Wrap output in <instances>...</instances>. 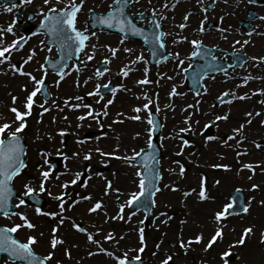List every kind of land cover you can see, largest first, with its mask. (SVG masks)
<instances>
[{
    "label": "snow or ice",
    "instance_id": "1",
    "mask_svg": "<svg viewBox=\"0 0 264 264\" xmlns=\"http://www.w3.org/2000/svg\"><path fill=\"white\" fill-rule=\"evenodd\" d=\"M8 2L9 0H5L3 10L11 13L16 7V4L13 3L9 7L7 6ZM222 2L227 5L229 0H222ZM260 2L261 0H247L249 5ZM33 3L34 0H22L23 5H31ZM139 3L140 0H111L107 4L106 11L99 13L89 8L91 27H89V21L87 20L83 27H78V14L81 13L85 5V0H42L38 13H36L41 17L39 25L30 35H17L18 29L14 27L16 21L9 23L7 27H0V74L26 77L31 84V88H29L28 83L21 84L20 88L24 93V97L20 101L19 107L17 106L19 98L16 95L11 96V107L8 109L13 114L11 119L4 117L0 113V217L10 222L9 224H0V253L5 254L4 256H0L2 264H63V261L54 259L58 248H63L64 256L71 259V248L78 247V245L72 244L71 247H64L67 241L66 237L60 233V229L65 225L66 221L70 223L72 229L78 233L85 234L87 241L96 246L95 252L91 249L87 250L89 257L97 253H103L110 257L115 264H143L141 254L144 253L147 245L142 227L136 230L139 233V246L117 255L116 252L105 248L102 241L94 238L93 233L86 227L82 226L81 223H77L72 217L65 215V213L66 211H71L81 202L93 201L94 198L91 193L82 194L80 191H76V189H87L90 186L89 181L93 178V175L104 180L102 189L104 196L109 195L111 192L117 193L118 211L115 215L108 217L103 200L95 199L87 208L88 213L103 211L106 217L105 222H107V219L125 220L124 210L126 207L137 210L143 208L145 211H150L156 206L155 197L157 193L162 191L160 181L163 179V174L161 171L159 152L164 147L163 142L166 140L177 142V150L174 153L176 157L189 159L194 153L186 152L185 149L191 147L194 141H191L187 137L189 135H202L205 146L215 141L221 146L234 151L237 161V175L247 170L250 173L247 179L252 181L257 169L264 174V161L245 162L241 159L249 155L248 149L245 147V142L248 141L246 129L253 123L256 117L264 116V111L256 109L245 111L243 113V122L232 127L230 132L207 135L206 133L210 128L215 127L219 129L220 122H225L230 119L231 109L223 113H217L213 111L217 106L216 104L210 105L207 111H201L200 107L203 96L208 93V87L202 83L204 79L215 80L216 76L213 73L222 74L225 82L236 79L237 75L230 74L231 69L245 67L246 61L248 60L252 62L251 66L253 68L259 69L260 67H264V55L247 57L241 53L240 49L248 45L251 42L250 39L243 41L237 39L231 42L233 62L227 63L226 60L221 61L213 54L215 45L209 47L204 44L202 38H190L188 35L183 34L184 30L189 27L188 22L194 14L193 11L189 10L185 12L182 18L183 22L174 25L179 31L173 32L164 29L163 21L169 19L168 12L174 10L180 3V0H160L157 4H153V0H147V4L151 6L150 8H147L145 11L133 12V5ZM216 3L217 0H210L205 5L204 0H195V4L199 7L200 12L204 13L199 26L193 30L198 36L205 33L206 22L208 21L207 13L210 10H215ZM36 14L30 15L29 20H32ZM227 15L229 13L218 17L219 24L217 25V31L223 40H228V35L232 32V26L230 24L224 25ZM137 17L141 22L146 21L147 25L144 26L142 23L138 26L135 22ZM256 18L264 21V16H258ZM104 29L116 30L121 35L118 41L119 46H112L107 43H92L93 38L97 41L99 40L97 31H103ZM255 31L256 29L253 27L247 33L248 37H251ZM8 35L12 37L10 41L7 39ZM40 35L46 38L38 41L39 46L28 47L25 50V46L28 45L31 37ZM130 35L143 39L144 44L148 46L151 60L143 51L137 53L134 48L124 46ZM169 39L173 46H179L182 43L189 44L192 48L189 55L182 57L180 51H169ZM50 45L56 47L58 56L51 55L53 53V47ZM237 45L240 46L239 49H237ZM120 46H123V53L128 57L127 62L123 63L116 73L122 78V82L115 86L112 85L111 80L106 83H101V78H104L106 74L111 72L109 65L118 57V53L121 51ZM100 49H104L108 55L103 57L99 62V66H94L95 70L91 75H88L81 81L80 73L88 67V62L95 59ZM22 52L23 55L20 56V59L15 60L14 57ZM39 52H46L48 54L43 57L42 62L37 60ZM81 54L83 55V59H81ZM224 56L227 57L228 53L225 52ZM196 57L204 60V63L199 65L191 74L194 95L200 99H196L194 103L181 107L182 119L166 135L159 136L160 143L157 145L155 137L157 136L158 130L163 129L165 125L158 118L162 111L159 103V93L152 92L150 94L146 90V86L153 84L159 86L161 80L172 81L177 76L188 78L186 74L193 67L190 61ZM74 58L75 62L69 65V61H73ZM152 61H156V63L174 61L175 69L179 71L174 70L173 75L158 72L156 73L157 79L153 80L149 75V64ZM186 61H189V63L185 67ZM32 62L37 63L38 67L27 70L25 66ZM141 64L143 65L142 78L137 79L135 84L142 91L139 95L134 94V96L135 99L144 102L131 109L132 113H134L133 115H127L120 111L116 112L115 116L111 117V123L106 125L104 120L105 118H110L109 108L114 103L117 93L120 91H132L123 82V79L129 77L130 73L134 71H141V69L135 67ZM73 72L76 73V79L74 81L76 88L85 87L90 82L96 81L94 87L83 95L76 94L52 99L50 86L46 82L49 79L50 73L57 77L52 82V85L59 88L61 81H64ZM238 78L240 83L236 84L234 89L224 90L215 98L218 104L230 105L236 100H251L253 96H257L260 97L257 103L264 107V87L256 88L242 94H238L237 92L238 89L247 86L250 81L258 80L264 82V76H254L246 73ZM178 86L177 83L171 85L170 90L167 92L169 102L164 104L163 110L175 111L176 105L172 98L183 97L185 95L184 92L178 91ZM85 97H94V103H85ZM34 108L38 110L35 117L33 116ZM65 109L74 113L79 112L81 109L84 111L79 112L75 116V130L71 134L75 136L74 144L77 147L70 154L64 151L66 145L63 141V138L69 134L68 129H57L56 134L61 137V141L60 147L56 148L55 151L65 162L64 171L57 174L55 172V163L48 159L50 153L46 149H41L39 154L43 158V163L37 166V175L26 179L22 185V190L16 189L14 181L18 177L23 178L22 174L26 175L25 170L28 168V148L25 144V132L30 126L29 118L36 119L37 125H40L43 123L44 114L50 113L53 110L57 113H65ZM142 112L147 114L146 117L140 115ZM197 115L208 118L202 126H200L201 121L199 119H194ZM61 118L65 121L69 120L67 114H64ZM125 119L146 122L148 127L145 129L147 133L145 147H140L138 150L135 147L125 149L123 155H118L120 149L119 144L116 145L113 151H105L99 143L91 147H85L89 140L92 139L89 136L81 137L79 135V130L85 126V121H95L101 131L94 139L99 142L108 136V132L104 131L105 128L112 129L113 124H123ZM56 121L57 117L53 116L52 124H55ZM71 123L69 121L70 126ZM259 123L261 126H264V119H261ZM45 136L49 141L55 139L51 131L47 132ZM45 136L39 135V129H37L36 139L43 140ZM140 136L141 133L136 132L133 139ZM251 144L258 150L264 149V143L256 139L251 140ZM218 156L220 160L225 158L221 154H218ZM95 157H99V163L102 165H107L109 163L108 158L113 157L124 161L129 167L135 169L133 184L137 190L125 193L120 188H114L112 180L104 177L101 172L94 171L92 161ZM71 162H77L82 167L73 171ZM189 162L191 161L189 160ZM172 164L176 168L170 167L167 170L169 174L178 175L183 178L186 173V168L182 160L173 159ZM209 167L223 169L227 172L233 170V166L226 163H212ZM65 176L68 178L62 179ZM206 180L207 178L202 174L199 177V189L192 188L183 191V197H188L196 193L199 201L214 200L215 198L208 194ZM215 183L218 185L220 181L217 180ZM163 188L171 191H180L179 185L164 184ZM260 188L261 185L257 183L250 185V190L252 191L259 190ZM53 189H59V191L54 192ZM242 193L243 190L241 188H236L234 193L231 194L229 202L214 212L210 219L215 226L208 237H205L203 232H200L185 240L182 238L181 233V237L177 240L179 248L184 250L186 254L193 244L203 242V251L207 253L214 244L223 242V229L226 226L223 221L233 214L243 215L248 214L250 211L251 201L254 197L245 198ZM41 194L55 201L58 210H42V208L29 203V201H37V198ZM122 195L128 196V199L124 202H120V196ZM259 203L264 205V200H261ZM29 207L33 208L36 215L49 217L54 221L45 242L46 247L49 249L46 254H41L36 251V247L40 245L44 238V232L41 231L38 234H34L31 230L36 229V224L29 218L26 210H21L22 208L27 209ZM165 207H168V205H165ZM237 207L239 208L238 213L235 212V208ZM134 214V212H130L126 222L130 221ZM13 217L17 218L20 222H16ZM159 217L166 218L161 220L163 224H167L172 219L166 211L160 212ZM140 223L143 224L144 221L141 220ZM183 223H186V221H181V224ZM21 229L30 230L24 239H21L17 234ZM254 230L255 225L252 224L242 229L239 238L230 242L227 248L220 253L221 264H230V260L234 257L232 249L236 246L245 245L246 240L254 234ZM100 231V228L96 229L97 234ZM122 239H124V236H120L117 239L113 232H108L103 237L104 241H112L117 246L119 245V240ZM161 243L155 245L157 250L161 248ZM260 243L264 245V231L260 233ZM130 251L136 254L129 256ZM156 254V252L152 253L153 256ZM170 262L175 264L173 254L168 253L163 256L160 264H170ZM204 264H207V262L205 261Z\"/></svg>",
    "mask_w": 264,
    "mask_h": 264
},
{
    "label": "rangeland",
    "instance_id": "2",
    "mask_svg": "<svg viewBox=\"0 0 264 264\" xmlns=\"http://www.w3.org/2000/svg\"><path fill=\"white\" fill-rule=\"evenodd\" d=\"M110 2H111V0H85V5H84L81 13L78 15V18L85 16V20H87L88 13H89L88 12L89 8L94 9L95 12H98V13L99 12H104V11H106L107 4L110 3ZM204 2H205V5H207L210 2V0H204ZM141 3L143 5H148L147 4V0H143V2H141ZM41 4H42V0H34L33 6H35V8H36L35 11H33V12L28 11V10L27 11L26 10L20 11V10H18V6H22L23 4H22V0H19V3L16 5V7L13 9V12H11V13L5 12L3 10L4 4H0V27H7L9 23H11L13 21H16V17L15 16H16V13L19 12V14L21 16V19H22V22H21V24H19L16 21V24L14 25V27L16 29H18L17 35H21V32L26 31L30 27H33V26L39 24V21H40L41 17L38 14H36V13H38V9L41 6ZM219 4L225 5L224 3H219L218 0H217V3L215 5V10L214 11L210 10L207 13L208 21L206 22V31L209 34L207 37H210V38H213V39L218 38V40H221L220 34L217 31V25L219 24L218 17L220 15H224L225 13H229V15H227L225 17L224 25L226 26V25L230 24L232 26V32L228 35L230 43L233 40H237V39L241 40V41H243L245 39H250L251 42L248 45L244 46V47H247V50H244V48L240 49L241 53L245 54L247 57H251L253 55H256V56L264 55V24L259 28L258 32L257 33H253V35L251 37H248V35H247V33L254 27V23L257 22L256 21L257 20L256 17L264 16V12L259 10V6L261 4L264 5V0H261L260 3L254 4V5H249L247 3V0H246V3H245L244 0H229V3H228L229 7H226V6L224 7L222 5L223 7H219V9H218V5ZM7 6L11 7L10 5H7ZM150 7L151 6H149L148 8H150ZM179 8H177V10H179ZM145 10L146 9H140V8L136 7V10L133 11V12H140V11H145ZM249 10L253 11V13L255 15V19L249 23V26L251 27V29L246 30V29L242 28V23L245 22V20L247 19V12ZM175 11H174V13H175ZM187 11H189V10L184 9V10H182V12L180 14L176 11L177 15L175 14V18L172 20V23L174 25H176V24H179V23L183 22V19H182L183 15ZM33 14H36V15L34 16V18L30 22L29 16L33 15ZM199 18L200 17L196 18L195 20L190 18V20L188 22L189 25H191V23H193V24H195L198 27V25L200 23L199 20H202V18H200V19ZM142 23H144V22H142ZM166 25L167 24L164 25V29L166 31H173V32L179 31L175 27H172V30H171V28L168 29L166 27ZM78 27H82V26L78 25ZM211 31H213V33ZM102 35H105V36H103V38L99 37L98 41L95 38H93L92 39V43H99V41H100L101 43H99V44L107 43V44H110L112 46H119L118 45V41L120 40L121 37H119V36H110V35H107V34H102ZM33 38H37V39L41 38L42 39V36H33V37H31V39H33ZM190 38H193V37H190ZM7 39L10 41L12 39L11 35H8ZM128 42L129 41L126 40L124 46L134 48L137 53L143 51L144 54L146 55L147 52H146V50H145V48H144L142 43H140V42H129L131 44H127ZM203 42H204L205 45H207L209 47H212L213 45L216 46L214 49H216L217 52H219L218 55H216L218 57V59L226 60V62H228V63H232L233 62L232 46L226 48V46L223 45L224 47H221L218 43H215L213 40H208V41H203ZM169 45L173 46L171 44L170 39H169L168 46ZM32 46L33 47L39 46L38 45V41H37V43L32 44ZM120 47H121V51L118 53V57L116 59H114L112 61V63L109 65V67L111 69V72L106 74L104 78H101V80H100L101 83H105V82H108L109 80H111L112 83L115 86V85H118V84H120L122 82V78L120 76H118L116 73L118 72L119 67H121L123 63L127 62L128 57H127L126 54L123 53V50H122L123 46H120ZM236 47H237V49L240 48L239 45H237ZM168 50H169V48H168ZM174 50L175 51H180L181 56L183 57V56L189 55V53L192 50V48H191V46L189 44L182 43L179 46H173V48H171L169 51H174ZM104 51L105 50L102 49L101 52L97 53V55H96V57H95V59L93 61L88 62V67L86 69H84L80 73L81 81L83 79H85L88 75H91L94 72V70H95L94 66H98L99 62L103 59V57L105 55H108V53L106 51H105V53H103ZM225 52L228 53L227 57L224 56ZM21 55H23V52L20 53V54H17L14 57V59L15 60L20 59ZM39 57L40 56H38L37 60L42 62L43 59L40 60ZM81 59H83V58H81ZM167 63H170V62L168 61L166 63H160V64H158L156 66H149V69L152 70V69L162 68V66H164ZM173 63H174V61H173ZM188 63H189V61H186L185 67L187 66ZM251 65H252V62L250 60H248V61H246L245 67H243V68L235 67L234 69L230 70V73L232 71L233 72H238V73H240L239 76H243L246 73L253 74V72L255 71V75L254 76H264V70H261L260 72H258L257 69L253 68ZM25 67L28 70V65H26ZM35 67H38L37 63L35 64ZM135 67H137L139 69L141 67V71H134V72L130 73L129 77L123 79V82L129 88H131L132 91L131 92L120 91V92L117 93L116 98L114 100V103L109 108L110 118H105V120H104V123L106 125L111 123V117H114L116 112L120 111V112L126 113L127 115H133L134 113H132L131 109L133 107H135V106H137L139 104H142L144 102L142 100L135 99V96H134V94L139 95L140 92L142 91V89L140 87L136 86L135 81L137 79L142 78L143 65L142 64L141 65H136ZM173 67L175 68V63L173 65ZM29 70H32V69H29ZM175 70L179 71L178 69H175ZM258 70H260V68ZM157 72H159V71H157ZM149 75H150V72H149ZM215 76H216L215 80L208 79L205 82V85L208 86L210 84L211 88L210 89L208 88V93L206 95H204L203 98H202V103L200 105L201 111H207L209 109L210 105L215 104L214 103L215 102V98L222 91L227 90V89H234L235 85L240 83L239 78H236V79H233V80H228L227 82H225V79H224L222 74H218V75H215ZM16 77L17 78H21L20 76H16ZM52 77L53 78L50 81L51 83L46 81L48 83V85L50 86V90L52 92V99H57V97H66L69 94L70 95H76V94L83 95L85 92L90 91L92 89V87H94V84L96 82V81H92L87 86L78 89V88L75 87V84H74V81L76 79V73L73 72L70 76L66 77L64 81H61L59 88H56V87H54L52 85V82L55 79H57V77L54 74L52 75ZM150 78L154 80V78H152L151 75H150ZM25 79H26L27 83L29 84V88H31L30 82H28L26 77H25ZM177 80H178V83L182 87V92H184L185 95L183 97H174L173 98L174 99L173 102L176 105L175 111L163 110L164 109V104H161V102L159 101L160 107L162 109L161 113L159 114V118H160L161 121H163V123L165 125V127L162 129V133L160 134V136L161 135H166L165 134V130L168 127L171 130L182 119L183 114L180 111L182 106H184L186 104L194 103V101L196 99H200L199 97H196L193 93H191V92H189L187 90L183 76H177ZM261 83H264V82L258 81V80L250 81L247 86L238 89L237 92H238V94H242L244 92H248L250 90H254L256 88H259V84H261ZM66 85H68L67 86L68 88L72 87L71 88L72 89L71 92H69V91H67L66 93L62 92V88L66 87ZM153 86H154V84L146 86V90H150L151 91ZM129 94H131V95H129ZM23 97H24V93L22 92V95H21V98H20L21 101L23 100ZM253 97H257V96H253ZM253 97H252L251 100H244V101L236 100L230 105L229 104H224V105H221V106H216L213 109V111H215L217 113H223V112L227 111L228 109H231V115H230V119L228 121L220 122L219 129H217L215 127L210 128L209 129V131H210L209 135H216L218 133L219 134L228 133V132H230V129L232 127H235L239 123L243 122V119H244L243 113L245 111H251V110L254 109V107H251V104H250L251 101L254 102V100H255ZM94 100H95L94 97H85V101L84 102L85 103H94ZM256 105H257L256 108H255L256 110L260 109V111H264V107H262L260 104H258L257 100H256ZM94 106L98 107L96 105H94ZM37 111L38 110L34 108V111H33V116L34 117L37 115ZM69 111L70 110L65 109V113H57L55 110H53L50 113H46V114H44V117H43V123L40 124V125H37L36 119L29 118L30 126L25 132V142H26V145H27V148H28V155H27L28 168L25 170L26 175L22 174L23 178L18 177L14 181V186H15L16 189L22 190V185H23L24 181L26 179H30V178H32V177L37 175L36 168H37L38 165L43 163V158L39 154L41 149H46L50 153L48 158L54 157L57 160H60L62 162L61 168L56 172L57 174L64 171V163L65 162L62 160V158L55 151L56 148L60 147V141H61V137L58 134H56L57 133V129H59V128L68 129L69 134L66 135L63 138V141H64V144L66 145V147L64 148V151L70 154L71 151L75 150L76 147H77L74 144L75 136L71 134L75 130V123H76L75 115L77 113H79L80 111L82 112L84 110L81 109V110H79V112H76V113L71 111V115L69 114ZM64 114L68 115V118H69L68 121H65V120H63L61 118ZM140 115L142 117H146L147 114L142 112V113H140ZM53 116L57 117V121H56L55 124H52V122H51ZM165 117L166 118H171V119L174 118V119L171 121V123L168 124V123H166ZM194 119H199L201 121V125L200 126H202L203 123L208 118L207 117H203L201 115H197V116L194 117ZM261 119H264V117L263 116L262 117H256L254 120H256L257 122L254 123V120H253V123L250 126H248V128L246 129V135L248 136V141L245 142V147H248L247 144H249V148H253V149L258 151V149L254 148L252 146L251 140L256 139L254 137V135L257 133L256 131H258L256 128L260 129L261 136L264 137V126H261V124L259 123V121ZM69 121L72 122L71 126L69 125ZM126 121H129V123H132L133 125H135V128L132 129L130 126H126ZM84 123H85V126L82 129L79 130V135L81 137L89 136V137L92 138V139L89 140L88 144L85 145V147H91L94 144L99 143V145L105 151H113V150H115L116 145L119 144L120 145V149H119L118 155H123L124 152H125V149H131V148L135 147L138 150L140 147H145L146 146L147 133H146L145 129L148 127V125L144 121H132V120L125 119V122L123 124H113L112 125V129H108V128L104 129V131L108 132V136L106 138H103L99 142H97L94 139L97 135L100 134V131H101L97 127L95 121L87 120ZM89 125H91V126L89 127ZM37 129H39V135H41V136H45V134L47 132L51 131L53 133V135L55 136V139L52 140V141H49L46 138V136H45V138L43 140L36 139ZM136 132H140L141 133V137L142 138L139 139L140 140L139 144H136V142L133 139H132L133 142L125 140V137H126V135H128V133L134 135ZM187 138L190 139V140L191 139H195V140L196 139H198V140L200 139L199 141L203 142L202 146L204 148L206 147L208 150L206 148L205 149L207 151H209V153H214L216 155V158L208 160V156L207 155L206 156H200V153H197V154L194 153V155H192L189 159H185L183 157L182 158L178 157V158H181L182 162L185 164V167H187L186 164H189V163L192 164V162L197 167L198 166H202V165H204L206 163V161H208L206 163L208 169L211 168V167H209V165L212 164V163L231 164L233 166V170L231 172H227L225 170H222V173H228L229 177L232 176V175L234 177V179H228L230 181V182H228V180L224 181V180H222V177H218L217 173L210 174V173H205L204 171L200 170V172L195 175V177H194V179L192 181V186H189V188L188 187L187 188H183V191L190 190L192 188H196L198 190L199 189V177L203 174L207 178V180H206V188H207L208 193L210 192L209 188L211 186H213V187L217 186L218 190H220L221 193L224 196L221 197V198H216L213 201H210V200L199 201L198 198H197V194L193 193L191 196L186 197V198H189L188 199L189 201H193V203L196 202V203H199V204H202V205L205 202H209V204L213 205V208L210 209V212H212L214 214V212L216 210H219L224 204L229 202V197L235 191L236 188H238V187L241 188L243 190L244 197L245 198L248 197V191L250 190V184L252 182V181H249L247 179V177H248V175L250 173L247 170L242 172V174L244 175V181H245L244 184L245 185L240 184V182H238L235 179V177L237 176V173H236L237 161H236L235 153H234L233 150L229 149V153H232L233 155L229 154V153L226 154L228 149L223 147V146H221L219 143H217L215 141L210 142L207 146H205L204 138H203L202 135H198V136L189 135ZM256 140H258L259 142L262 141V140H259V139H256ZM157 141H158V144H159L160 143L159 137H158ZM170 141H173V140H166V141L163 142L164 143V147L161 149L162 156L160 158L161 170L164 168L163 161L165 159L164 157L166 156V152H165L166 146H168V147L170 146ZM173 142L174 143H173V147L172 148H173V151L175 153L176 150H177V148H176V143L177 142H175V141H173ZM31 143H34L35 147H39V144H40L41 148L40 149L39 148L35 149V151L32 152V151L29 150V146H30ZM261 143H263V142H261ZM249 148H247L248 151H249ZM185 151L193 153L194 152V148H186ZM218 154L223 155L225 158L223 160H220ZM230 158H232V160H234V163L229 161ZM108 159L111 160L110 161L111 164H109L108 173L105 174V175L103 174V176L108 178V179H110V180H112L113 181V185H114L115 178H114V175L111 173V170L114 168V164H117V163H115V162H117L116 160H118V162H123V163H124V161L116 159V158H113V157L112 158L110 157ZM241 159L244 160L245 162L250 161L248 156L242 157ZM189 160L191 162H189ZM259 161H262V160H259ZM75 164H76L75 162H71V167L73 168V171H74ZM126 166H127V169L130 170L131 174L134 177L135 169L129 167L125 163H124L123 169H125ZM187 171H188V168H186V172ZM164 177H165V175L163 174L162 181L164 180ZM67 178L68 177H66V176L62 177V179H67ZM123 179H124L123 186L122 185L121 186L123 188H126L125 189L126 193H130V192H133V191L137 190L135 185H134V187L130 188L129 189L130 191L127 192L128 188H127V185H126V176L125 175H123ZM134 179H135V177H134ZM179 179H181V177ZM217 180L220 181V184H218V185L215 183V181H217ZM162 181H161V183H162ZM103 182H104V180H103ZM103 182H100L99 186L95 187V190L97 191V192H95V195H94L95 199H99V198H102V197H108L109 195L110 196L112 195V192L109 193V195H107V196L101 195V194H103L102 193V189H103V186H104ZM253 182H254V177H253ZM161 183H160V186H161ZM53 191L54 192H58L59 189H53ZM41 196H43L46 199V202H47V205L42 210H48V211L58 210L56 208V202L55 201L51 200L46 195L41 194ZM159 197H160V193H157V195L155 197L156 206L154 207V210L152 212L151 217L147 221L144 220V215L141 214V213L134 214V215H132V218H131V220L137 221V223H136L138 225L137 229H139L141 227L144 229L146 245H148L149 236L152 233V230L155 227V222L157 221V218H158V215H157V212H156V208H157V202H158ZM95 199H93V202H94ZM127 199H128V196L126 195L124 201H126ZM184 199L185 198L181 197L180 198V202H182L184 204H187L188 202H185ZM204 205H206V204H204ZM21 210L22 211L26 210L28 212L29 218L33 221V223L36 224V229L31 230L34 234H38L41 231L45 232V230L49 232L51 226L54 223V221H52L51 218L45 217V216L36 215L34 210H33V208H31V207H29L27 209H23L22 208ZM86 210H87V205H86ZM76 211H77V205L71 211H66L65 215L72 217V219H74L77 223H81L82 226L86 227L90 232L93 233V235H95L94 238H96V236L100 235L99 236L100 239H103V234L105 235V234H107L109 232V231H106V233H104V231H103L102 235L99 234V233L97 234V232H96L97 228L95 226V223H93V220H92V223L88 224V222L86 220H83V218L81 216H79V214L78 215L76 214ZM100 212L101 211H98L97 213L92 214V215H96V214H98ZM108 213H109L108 217H111V215H112L111 210ZM202 214L204 216V212L203 211H202ZM124 215H125V219H127L128 215H129V211H127V208H125V210H124ZM244 215L245 214L236 215V217H229L228 216L223 221L225 225L232 224V226L237 229L236 232H235V238L234 239H238L239 238V236L241 234V231H242V229L244 227H247L250 224L253 225L252 221L246 220V219H242ZM13 219L16 220V222H20L15 217H13ZM141 220L144 221L143 224L140 223ZM66 223H67V228H68V230L71 233H74V234L78 233L74 229L71 228V225H70L69 222L66 221ZM0 224H9V222H6V223L5 222H1ZM263 224H262V226L264 227ZM214 226L210 227V226L207 225L202 230H200L198 233L203 232L204 236L208 237L211 234ZM262 226H260V228ZM123 229H124V231L126 233V230H125L126 227L125 226L123 227ZM262 230L263 229L258 231L257 234L255 235V237H256L255 239L258 242H259L258 238L260 237V233H261ZM29 231L30 230H28V229H21L17 234L20 236L21 239H24L25 235ZM61 232H62V230L60 229V233ZM195 234H197V233H190V235L188 237L190 238V237L194 236ZM121 236H124V235H121ZM137 236L139 238L138 231H137ZM252 236H254V234ZM82 238H83L82 239L83 243L88 246V250L91 249L92 251L95 252L96 246L90 244L87 241L86 235L83 234ZM125 238H126V234L124 236L123 247L120 249V251L117 253V255H120L123 252L128 251V249H127L128 247H127ZM250 239H251V237L246 240L245 245L237 246V248H236L237 253L234 255L233 259L230 260V264H236L238 261L241 260V257H243L242 250L245 249L247 246L250 247V245H251L250 244V241H251ZM45 242H41L40 245L36 247V251L37 252H39L41 254H46L47 253V251L49 249L46 247V243ZM138 246H139V241L136 244H134L133 247H131V249H135ZM193 246H197V247H200L202 249L204 247V243L202 242L200 244H195ZM64 247H67V246H64ZM104 247L110 249V247H107V246H104ZM135 254H136L135 252H131V251L129 252V256H132V255H135ZM151 254H152V250L150 252H147V250L145 249L144 253L141 254L142 255V259H143V264H150L152 262V260H154L153 259L154 257H151ZM62 256L65 257L64 256V252H63V248H58L56 250V254H55V258L54 259H58V260L63 261V259H61V258H63ZM88 258H91V257L88 256ZM162 258H163V256L157 257V260H155V261L156 262H160ZM176 261H178V260L174 259L175 264H191V262L187 261L186 259H184L183 261H180V260L178 262H176ZM0 264H2V261H0ZM170 264H172V262H170ZM214 264H221V260H217L216 262H214ZM242 264H246V263L243 262ZM250 264H253V263H250Z\"/></svg>",
    "mask_w": 264,
    "mask_h": 264
},
{
    "label": "bare ground",
    "instance_id": "3",
    "mask_svg": "<svg viewBox=\"0 0 264 264\" xmlns=\"http://www.w3.org/2000/svg\"><path fill=\"white\" fill-rule=\"evenodd\" d=\"M156 3L158 2V0H155ZM222 0H218L219 3H223L221 2ZM160 2V0H159ZM183 1L180 0V3L178 4V6L176 7H182L181 10L177 11L179 12V14L182 12V10L185 9V7H190V10L194 12V15L191 16L193 20L196 19L197 16H200L202 14H200L197 6H193L192 2L186 1V4L183 5ZM223 4H219L218 5V9L219 7H229V5H223ZM136 7H140L139 4H136L133 6V10H136ZM147 7V6H146ZM21 11L23 10H28V11H35L36 8L35 6H33V4L31 5H23L19 8ZM142 9H145V6L142 7ZM204 16V15H203ZM84 19L81 18L80 22L78 21V24H81V21H83ZM168 24L166 25V27L169 29L174 26L172 23H169L170 21H167ZM255 29L256 31H258V29L263 25V22L258 21L255 24ZM166 28V29H167ZM194 28V24L191 23V25H189V27L183 32L184 35H188V36H198V34L193 31ZM213 33V32H212ZM209 34L206 35H200L199 38H202L203 41H208V40H213L215 43H218L221 47L226 46L230 47L231 43L228 37V40H218V38L213 39L210 37H207ZM101 38V37H100ZM40 39L37 38H33L29 40L28 45H26L25 49H27L28 47H33L32 44L37 43V41H39ZM224 45V46H223ZM37 47V46H35ZM169 50L171 48H173V46H168ZM244 50H247V47H244ZM48 55L46 52H39L38 56L40 60H42V58ZM52 55V54H51ZM37 56V58H38ZM170 63L165 64L164 66H162V68H158V69H152L150 70V75L152 76V78L157 79L156 76V72L159 71L160 73H166L168 75H173L174 74V70L175 68L173 67L174 63L173 61H169ZM35 62H32L28 65V70L29 69H33L36 68L35 67ZM141 69V67H140ZM261 70H264V67H260V70L257 69L258 72H260ZM176 71V70H175ZM158 73V72H157ZM230 74L233 75H237V78L239 76L240 73L238 72H231ZM252 75H255V71L253 72ZM51 81V76L48 79V82ZM27 83L25 78H17L16 76H12L11 74L5 76L3 74H0V113L3 114L4 117H7L8 119L12 118V113H10L8 111V109L11 107V96L12 95H16L19 99L17 101V106H20V98L22 95V91H21V84H25ZM173 83H177L178 86V91H182V87L181 85L178 83L177 77L175 78V80L172 81H165V80H161V84L159 86L155 85L153 86L152 90H147L149 93L152 92H158L159 93V101L161 102V104H166L169 102L168 97H167V92L170 90V87ZM68 85H66V87L62 88V92L66 93L67 91H71L68 90ZM264 87V83L259 84V88ZM208 88L210 89V84L208 85ZM131 95V94H129ZM174 98V97H173ZM172 98V99H173ZM255 100L254 102L251 101V107H254V109L256 108V100H258L260 97H253ZM174 101V99H173ZM203 109V108H202ZM83 110V109H82ZM260 110V109H259ZM81 112V111H80ZM69 114L71 115V111H69ZM79 113H77L76 115H78ZM75 115V116H76ZM264 117V116H263ZM174 118H166V123H171V121ZM257 121L254 120V123H256ZM126 126H130L132 129L135 128V125H133L132 123H129V121H126ZM258 131H256L257 133L254 135V137L256 139H260L264 142V137L261 136V132L260 129L256 128ZM170 131L169 127L165 130V134H167ZM260 133V134H259ZM222 134V133H221ZM133 134H129L126 135L125 140L128 141H132L133 139ZM142 137H138L136 139H133L136 144H139L140 140ZM191 138V137H190ZM200 140V139H199ZM198 139H191V141H194V144L189 147V148H194V152L195 154L200 153V156H208V160L211 159H215L216 155L214 153H209V151H207L203 146V142L199 141ZM133 142V141H132ZM176 142V141H175ZM173 141H170V146H166V156L164 157V161H163V166L164 168L162 169V174L165 175L164 180L161 183V189L162 191L160 192V197L158 199L157 202V208H156V212L158 215L157 221L155 222V227L152 230V233L149 236L148 239V245L145 248L147 250V252H150L152 250L153 252H156L157 254L155 256H153L151 254V257H154L152 260V262L150 264H160V262H156L155 260H157V257L160 256H164L165 254L171 253L173 254V259L176 260H180L183 261L184 259H186L187 261H190L191 264H204V262L206 261L207 264H214V262H216L217 260H220V253L225 250L228 246V244L232 241H235L237 239L235 238V232H236V228L232 226V224H227L224 229H223V235H224V239L223 242H218L216 244L213 245V247L211 249H209V251L207 253H205L203 251V248L201 249L200 247L197 246H193L195 244L192 245V247L187 251V253L185 254L184 250L180 249L178 244H177V240L178 238L181 237V233H182V238L187 240L190 235V233H198L200 230H202L205 226H214L213 222L211 221V216L213 215L212 212H210V209L213 208L212 204H209V202H205L202 204L196 203L193 201H189V198L183 197L182 196V191L183 188H189V186H192V181L195 177V175L197 173L200 172V170L204 171L205 173H217L218 177H222V180H228V179H234L233 175L229 177L228 173H222L223 169H213V168H209L207 167V162L202 165V166H196L194 165V163L192 162V164H186L188 168V171L185 173L184 177L179 179L180 176L178 175H170L169 172L167 171L170 167L171 168H176L175 165L172 164V160L173 159H181L178 158L174 155V151H173ZM249 148V144H247ZM40 149L41 145L39 144V147H35L34 143H31L29 146V150L30 151H35V149ZM228 149V148H227ZM208 152V153H207ZM249 155L248 158L250 159V161H257L260 160L262 158V160H264V152H262V149L260 150H255L253 148H249ZM229 153V149L226 152V154ZM232 154V153H229ZM233 155V154H232ZM229 161L234 163V160H232V158L229 159ZM117 164H114V168L111 170V173L114 175L115 178V182L113 187L114 188H120L123 192L126 193L125 189L123 188V175L126 176V185H127V192H129L130 188L134 187L133 184V180L134 177L131 174L130 170L127 169V166L125 167V169H123L124 163L123 162H115ZM96 168H101L99 164H97L95 166ZM178 172V169H177ZM235 179L240 182V184L245 185V181H244V175L242 173H240L239 175H237L235 177ZM264 174H262L259 169H257L256 174L254 176V182L252 180V183H257L261 185V188L259 190L256 191H252L249 190L248 191V197H254V199H252L251 201V207H250V211L248 214H245L243 216L242 219H246V220H250L252 221L253 225H255V230H254V236H251V241H250V247L247 246L245 249L242 250L243 252V257H241V260L238 261L236 264H242L243 262L246 264H264V245H262L260 243V237L258 238L259 242L255 239V235L257 234L258 231H260L261 229H263L262 231H264V227L262 226V224L264 223V205L260 204L259 202L261 200H264ZM228 182H230L228 180ZM227 182V183H228ZM164 184H170V185H179L180 191H171L169 189H165L163 188ZM250 184V185H251ZM122 185V186H121ZM209 195H211L212 197L216 198H221L224 195L221 193L220 190H218L217 186L213 187L211 186L209 188ZM116 196L117 193L112 192V195L108 196V197H102L101 199L104 202V206H105V210L107 211V213L111 210L112 215H115L118 211V202L116 200ZM126 195H122L120 196V202H124ZM185 198V202H188L187 204H184L182 202H180V198ZM213 201V200H210ZM206 204V205H204ZM165 205H168V207H165ZM204 212V216L202 214V211ZM162 211H166L168 213L169 216L172 217V219L167 223V224H163L161 223V220L166 219L165 217H159V213ZM84 217H86L88 220H93V223H95L96 228H100L101 231L106 233V231L109 232H113V234L117 237V239H119V237L121 235L126 234V244H127V249H131V247H133L134 244H136L139 241V238L137 236V228L138 225L136 224L137 221L134 220H130L128 222L127 219H125V221L123 220H112V219H107L106 221V217L104 216V212L101 211L100 213L96 214V215H92V214H86L84 213ZM109 214V213H108ZM181 221H186V223L181 224ZM264 225V224H263ZM126 227V233L123 229V227ZM260 226H262L260 228ZM62 232L61 234L64 235L66 237V241L67 243L65 244V246L67 247H71L72 244H76L78 245V247L75 248H71V252H72V258L68 259L66 257H63L61 259H63V264H115V262L108 256L104 255L103 253H97L94 256H91V258H88L87 254V250H88V246L85 245L82 241V236L80 234H74L71 233L68 228H67V223H65L64 226H62L61 228ZM99 232V234H100ZM48 231L45 230L44 232V238L41 242H45L48 238ZM106 235V234H105ZM103 234V237L105 236ZM98 239H100L99 235L97 236ZM102 241V244L104 246L110 247V249L114 252H116V254L120 251V249L123 247V243H124V239L119 240V245L117 246L115 243H113L112 241H104L103 239H100ZM162 241V243H161ZM157 243H161V248L159 250H157L155 248V245ZM236 247H234L232 249L233 254L235 255L237 253L236 251ZM96 251V250H95ZM176 261V262H178Z\"/></svg>",
    "mask_w": 264,
    "mask_h": 264
},
{
    "label": "water",
    "instance_id": "4",
    "mask_svg": "<svg viewBox=\"0 0 264 264\" xmlns=\"http://www.w3.org/2000/svg\"><path fill=\"white\" fill-rule=\"evenodd\" d=\"M190 78H191V76H190ZM191 81H192V79H191ZM159 132H160V130H158V133H157V135L159 134ZM160 154V153H159ZM39 205H41V204H39ZM135 209V208H134ZM141 209H143V208H141ZM135 210H137V209H135ZM236 211H239V208L237 207V208H235V212ZM147 213H148V215H149V213H150V211H147ZM0 254H2V253H0Z\"/></svg>",
    "mask_w": 264,
    "mask_h": 264
}]
</instances>
